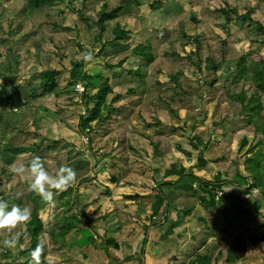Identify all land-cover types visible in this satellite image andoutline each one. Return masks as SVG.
I'll return each instance as SVG.
<instances>
[{"label":"rangeland","instance_id":"obj_1","mask_svg":"<svg viewBox=\"0 0 264 264\" xmlns=\"http://www.w3.org/2000/svg\"><path fill=\"white\" fill-rule=\"evenodd\" d=\"M24 1L0 0V54L15 53L20 56L19 59L12 56L8 57L10 65L16 66L18 64L17 71L8 66L7 68L4 67L0 74V103L7 100V94L2 89H12L15 83H19L23 89V94L19 97L23 99L32 88L36 94H39V97L33 102L39 105V112L42 114L43 120L48 122V143L44 146L51 151L52 160L51 164L48 165L41 158L46 169L50 174H55L61 165H67L76 171L77 178L84 176L79 178V181L92 180H85L84 186L81 183L77 185L76 180L71 186V200L64 199L68 195L62 198H60L62 195H58L51 205H45L40 197L29 192L28 182L17 176L12 166H18L20 163L27 164L33 157L39 156L33 142L36 138L31 133L23 136L12 132V129L28 124L29 114H26L25 119L15 118V113H18L19 109L14 104V108H11V103H9L6 108L1 107L0 109V199L7 202L9 208L12 205L27 206L31 215L34 211L33 201L36 203V213L42 222L38 233V242L46 247V254L42 255L41 261L45 260L47 264H95L98 261L93 259H64L66 255L51 250L52 246H55V237L60 242L63 241V238L70 237L69 230H61L64 224L61 216L72 215L80 201L87 204V210H96L98 206L100 210L109 208L108 200L115 197L112 196V190L106 183L110 182L107 178L108 175H113L118 182L132 184L146 182L156 186V181L162 177L171 182L180 179L181 175L189 173L191 164H193V174L206 180L209 184L215 183L216 179L214 181L212 172L216 171L217 168L211 172L208 170L214 159L213 151H204L203 162H197L198 151L208 148L207 145L213 143V140L202 128L197 135L191 138L194 145H189L186 139L190 127H185L180 121L171 118L166 109H160V114L151 113L147 110L150 103L138 106L127 105L122 99L112 102L114 94H111L105 98V101L108 105L112 102L111 105H114L117 110L111 112L107 123L92 128L90 132L92 140L88 147L86 145L87 138L80 133L78 126L79 114H83L85 110L82 103L87 100L88 95L81 93V86L77 87L78 93L76 92V94L68 91L62 92L57 97L48 95L42 89L40 72H60L61 74L56 76V83L64 86L69 62L81 60L77 59L83 53L78 48L77 42L84 44L86 48H92L93 38L95 39L98 33L102 32L108 35L109 29L115 24V21L121 23L126 21L127 14L122 11L116 15L115 20H105L102 23V29L97 23L99 14L105 10L110 11L105 8L106 2L109 5H117L122 0H102V2L100 0H73L71 5L73 15H69L68 12L60 14L57 11L66 0H60L57 6L43 5L29 14L23 13ZM155 1L130 0L132 7L129 17L135 23L131 24L132 22L128 20L127 27L133 29L134 33L118 47L117 62L127 56V63L140 66L143 54L151 59L148 67H146L147 76L151 83L141 86L140 95L144 96L146 90L154 85L159 91L158 94L161 93L163 96V99L158 101L160 106H165L167 102L174 99L176 103L173 104V107L183 110L182 103L178 101L183 97V92L179 91V94L174 96L176 83L173 76L180 70H184V74L178 82L184 80L185 85L191 86L183 89L187 98L184 97L180 101L185 99L189 101V104L193 103L197 106L199 101L204 98L200 104L203 105V102L208 100L207 93L213 99L214 93L217 90L220 91L223 105L236 116L240 126L239 128L238 126L232 127V132V125L228 131L225 127L226 140L228 143L234 142L238 145L240 139H246L251 143L250 159L255 158L256 153L260 151L262 164H264V148L256 152L252 151V144L262 145L264 143V87L257 75L264 73L261 67V64H264V31L259 29V26L264 28V0H174L175 5L172 6L168 0H164V3L170 6L167 10L169 15H180V18L190 25L201 41H204V38L209 39L208 42L211 43V46L208 55L212 58L210 64H217L225 70L218 84L212 83L214 78L211 74L197 77L200 83L197 84V80L195 83L193 74L189 72L192 77L185 71V65L190 66V64L184 59L183 61L172 60L171 64L164 60L161 56V53L164 52L162 47L166 41L164 35H166L167 30L169 39H178L176 35L178 18H173L175 23L169 28L161 25L163 17L155 13L164 15L166 13L150 10L149 5ZM227 4L237 8V15L232 16L231 21L226 20L222 12L214 11L215 8L225 7ZM153 7L156 6L153 4ZM79 12L88 17L90 31L85 29L83 21L77 20ZM194 19L198 22H194ZM75 22L77 30L68 29ZM141 31L145 32L149 38V46L147 47L137 46L136 37ZM140 36H142L141 33ZM221 37H227L223 44L218 41ZM174 49L180 54L183 53L179 43L174 46ZM202 49L200 54L205 56L206 47ZM186 51H193V46L186 47ZM105 64L106 62L103 61L93 67L100 69L105 67ZM104 70L108 73L114 71L107 67ZM97 74L103 75L104 72L102 70L97 71ZM163 88H167V90L164 91ZM101 91L107 93L108 89L102 88ZM13 92L11 91L10 94ZM115 93L119 94L117 88H115ZM16 95L14 94L13 98ZM254 95L255 97H253ZM34 96L32 93L31 98ZM96 102L97 100L94 99L90 104L93 105ZM185 105L191 113L195 112L194 106L190 107L188 103ZM41 106H46L50 111H58L49 114ZM8 111L12 113L10 119H8ZM181 113L187 117L184 110ZM77 137L82 141V144L79 145L78 155V149L75 147ZM55 149L58 152H53ZM185 149L192 151L196 158L187 159L184 155ZM226 151L232 157L236 156V152L231 153L229 148H226ZM226 162V166L221 169L229 177L234 178L237 169L229 164L230 161L226 160ZM101 166L107 170L97 171ZM1 167L6 169L5 172L10 173L9 179L4 178ZM79 170H85L87 173L81 175ZM119 183L122 185L121 182ZM88 184L93 189L91 190L92 197L86 203L87 199L84 196H87V193L81 192V188ZM110 184L113 183L110 182ZM181 185L186 186L179 193L191 194V189L194 187L201 195L206 196L212 192L210 188L196 185V182L191 178L183 179ZM188 185H190L189 188ZM249 199L252 201L259 200L260 195L257 193L249 194L244 198V202L249 201ZM250 213L252 221L248 222V225H258L264 222V207L258 212L251 211ZM52 214L59 215V219L55 220L53 228H48L47 224ZM199 217L205 219L207 216H200L198 213L191 214V218L195 220ZM98 227H100L99 224ZM34 228L30 227L29 231L33 232ZM246 229L247 227L241 232L247 231ZM24 230L25 225L16 229L19 234ZM76 234L74 231L73 236ZM257 235L259 234L256 233L251 241H247L245 238L240 242L236 241L235 253L244 254L246 257L242 264H264V245L258 240ZM5 238H7L6 234H0V254L3 253L2 241ZM175 243L176 241H173L174 245ZM28 247L29 240L24 238L22 241H18L15 248L7 249V252L13 259H16V264H32L31 255L23 252ZM123 249L127 255L131 256L130 261L139 257L143 259L140 249L135 252L130 245H126ZM164 256L165 251L156 255V258L161 259ZM0 263L7 264L6 262Z\"/></svg>","mask_w":264,"mask_h":264},{"label":"bare ground","instance_id":"obj_2","mask_svg":"<svg viewBox=\"0 0 264 264\" xmlns=\"http://www.w3.org/2000/svg\"><path fill=\"white\" fill-rule=\"evenodd\" d=\"M168 1L170 6L175 5L174 0ZM153 4L159 12L166 13V15L160 13L163 20H167L172 16L168 14L169 11L167 10H169L170 6L165 4L164 0H156ZM163 25L169 28L167 24ZM164 37L168 38L167 30ZM257 75L260 83H262L264 73ZM230 125H232L231 132L232 127H240L236 116L223 105L220 91L217 90L214 93L203 124V128L213 140L212 150L214 159L208 170L211 172V170L217 168L216 171L212 172L214 181L215 179L216 181L209 195L179 193L181 190V179L174 181L172 188L165 191L146 182L132 184L119 181L122 183L121 185L113 175H108L107 178L113 184H110L109 181L106 183L112 190V196L115 197L108 200L109 208L100 210L98 206L96 210H87V204H83L80 201L79 206L76 207L72 215L61 216L64 221L61 230H69L70 237L63 238L61 242L57 241V237H55V246H52L51 250L59 251V253L66 255L64 259H87L85 250L93 247L97 239H103L106 248H112L116 251L120 247L123 249L130 242H121L124 240L116 237L120 231L115 225L120 228L122 221H130L134 224L133 227L141 228L137 233V237L140 239L138 249H140L143 258H145L144 252L151 250V248L146 247L149 244L157 247L167 246V249L160 248V254L165 251V256L161 259H181V256L186 253L182 250L183 247L195 244L197 245V250L190 259H246L244 254L238 255L235 253V250L212 253L203 246L206 232L213 226L214 218L224 215L249 214L254 209L249 208L248 205L255 202H258L257 211L264 207L263 203L260 202L261 196L259 200L252 201L249 199V201L244 202V198L249 194L257 193L260 195L255 189H251L247 193L243 192L249 189V183L252 179V174L248 171V167L253 166L247 165V158L250 157L251 143L246 139H240L238 145L234 144V142L228 143L225 138L226 131L224 128L226 127L228 131ZM12 131L14 130L12 129ZM34 147L40 158H43L50 165L52 160L51 151L39 142H34ZM226 148H229L231 153L236 152V156L232 157L229 155ZM240 158L241 160H239ZM226 160L230 161L229 164L237 169L234 178L229 177L221 169L226 166ZM103 169L106 168L101 166L97 171L101 172ZM86 173H82L81 175H85ZM81 177L84 176L76 178L77 185L81 183L84 186L85 180H92L84 179L83 181H79ZM90 184L81 188V192L87 193V196H84L87 199L86 203L92 197L91 190L93 188L89 186ZM59 195H62L60 198L68 195L64 199L70 201L72 187ZM196 213H203L209 219L195 220L191 218V214ZM95 216L97 217L95 218ZM58 219L59 215L55 216L52 214L47 227L53 228L55 220ZM76 221L80 222L77 223ZM98 224L100 227H98ZM114 229L115 231H113ZM132 229L134 230V228ZM74 231L77 233L76 236H73ZM141 234L142 237H140ZM85 241L89 242L85 243ZM173 241H176L175 245ZM43 246V255H45L46 247L45 245ZM193 251L194 249L189 251V253ZM121 256L123 257L122 259L131 258V256L126 254L124 249ZM155 259L160 258L155 257Z\"/></svg>","mask_w":264,"mask_h":264},{"label":"trees","instance_id":"obj_3","mask_svg":"<svg viewBox=\"0 0 264 264\" xmlns=\"http://www.w3.org/2000/svg\"><path fill=\"white\" fill-rule=\"evenodd\" d=\"M41 0H30V3L28 4V8L32 9L34 6H37ZM72 0L69 1L68 9L72 13L71 5H72ZM132 7V3L130 0H122L119 4L117 5H109L108 2L105 4V8L109 9L103 11L101 14H99L97 18V23L99 25V28L102 29V23L105 20H115V19H110V18H115L116 15L120 12H125L127 14L126 21L124 23H121L119 21H115V24L110 27L108 35L103 34L102 32L97 34V37L94 39L93 38V45L92 48H86L84 44H81L77 42L78 48L82 51H88L91 52L94 61L90 62L88 66L85 65L83 60L81 59L78 62H69L68 66V71L65 77V85L60 86L56 83V75H60L61 73L58 71H42L40 72V82L45 89V91L48 92H53L55 96H59L62 92H68L72 91L73 94H76L75 87L77 84H81L84 89V95H88L87 100L82 103V106H84L85 110L83 114H79V130L80 133L85 135L87 138V143L86 145L89 147L91 144V131L92 128L96 125H101L104 123H107L110 118V114L112 111L115 109L117 110L114 105H111L112 102H114L116 99H113L112 102H110L108 105L107 102L105 101V98L108 95V91L110 90L109 87L111 88H116V86H119L120 83L125 85V90L126 92L123 94V96H127L125 98V101H128L130 97L137 96V94L133 90V84L137 82L139 84V92L141 89V86L145 85L144 79L142 76H147V68L149 63L151 62V59L147 58L144 54L141 57V65L140 66H135L132 64L127 63V56L121 58L118 62V47L123 44V42L126 39H129L130 37L126 36V32H130L131 34L134 33V30L127 27L128 26V20H130L133 24L135 23L130 17V10ZM227 8V10H226ZM215 12H222L225 15L226 20L231 21L232 16L237 15V8L232 7L231 5H225V7L221 8H215ZM29 11L24 12V14H29ZM77 20L78 21H83L85 23V29L89 30V19L87 16L82 15L81 12L77 14ZM194 22H198V20H193ZM68 29L70 30H77V24L76 22L73 23L71 27ZM259 29L264 31V28L259 26ZM90 31V30H89ZM92 33V30H91ZM140 33L142 36H140ZM93 34V33H92ZM178 40H173V39H167L165 41V45L163 46L162 49H164V52L161 53V56L164 58V60L168 63L171 64L172 60H182L187 61L190 66L185 65L186 72H191L193 74V77L190 73V75L193 77L194 82L199 84L200 82L198 81L197 77L201 76H208L211 74V76L214 78L213 84H218L221 78V75L223 73L224 68H221V66H217V64H210L212 62L211 56L208 55V50L211 46V43H209V39L204 38V41H201L200 38L195 34L194 30L190 27V25L187 24V22L181 18H178L177 20V33H176ZM93 37H95L93 35ZM98 38V41H97ZM137 46L138 47H147L149 46V38L147 34L143 31L139 32L137 35ZM227 37H221L218 39L220 44L225 43ZM179 43L180 46L182 47L183 53L180 54L178 53L175 49L174 46ZM193 46V51L187 52L186 47ZM206 47V55L202 56L200 54V51L203 50L202 48ZM85 48V49H84ZM14 53L12 54H0V74L4 70V63L5 61L8 60V57L13 56ZM105 61V67H101L100 69H96L93 66H97L98 64H101V62ZM117 66L120 67V73H117ZM88 67V68H87ZM109 68L110 70H114L112 73H108L104 70V68ZM262 69H264V64H261ZM103 71V75H98L97 71ZM189 70V71H188ZM228 70V69H226ZM229 71V70H228ZM90 72H92L90 74ZM184 70L178 71L174 76V82L175 87H174V96L179 94V91L183 92V96H187L186 92L183 91L185 88H189L191 86L185 85V81L183 80L182 82H178V80L183 76ZM123 77V81L119 82L117 79L120 77ZM159 84H161L159 82ZM262 86L264 87V77L262 78ZM64 87V88H63ZM102 88H107L108 91L107 93H103L101 91ZM3 92H6L5 89H2ZM33 90V89H30ZM97 90V93L92 95L91 94ZM164 91L167 90V88H163ZM159 92V91H157ZM78 93V92H77ZM144 96L146 98V101L149 102L152 106H148L150 110L160 114L159 110L161 109L158 101L163 99V96L161 93H159L155 99H153V91L151 88H148L146 92L144 93ZM138 97V96H137ZM255 97V95L253 96ZM94 99L97 100L96 103H93V105L90 104L91 101H94ZM156 100V101H155ZM180 103L181 101L178 100ZM176 103L174 99H172L170 102L166 103V107L170 109H176V107H173V104ZM128 105V103H126ZM195 108V106H194ZM165 110V109H163ZM167 110V109H166ZM176 113H178L184 120L185 122V127H189L191 118L193 116V113L191 111L187 110L184 108V112L187 113V117L183 116L181 112L183 110H178L176 109ZM157 122H159L158 119H156ZM43 130L41 129L40 133H42ZM193 137V136H192ZM191 137V138H192ZM264 138V134H263ZM77 139V145L75 147L78 149L77 150V155L79 152V145L82 144V141L80 140L79 137ZM84 143V141H83ZM194 145V141H193ZM264 143L262 145L260 144H252V151L256 152L257 150H260L261 148H264ZM184 155L187 159H193L196 158L193 154L192 151L185 149L184 150ZM78 157V156H77ZM79 158V157H78ZM201 163V154L198 153V161ZM196 164V163H195ZM247 165L248 166H253V167H248V171L252 174V179L251 182L249 183V189L244 190V193L249 192L251 189H255L260 193L261 196V203L264 205V164H262V153L258 151L256 153V157L253 159H250V157L247 158ZM193 164H191V169H189V173L183 174L180 176L181 182L185 178H191L193 179L194 182H196V185H200L202 187L210 188L213 190L215 183H208L206 180L198 177L197 175L193 174ZM1 171L4 172V178L9 179L10 173L5 172L6 170L1 169ZM78 172L80 173H86L85 170H79ZM156 186L161 188L162 190H166L168 188H172L173 182L168 181L164 177H162L160 180L156 181ZM186 185H181V189L185 188ZM190 186L188 185V188ZM193 193H198L196 191L195 187L194 189H191V194ZM199 194V193H198ZM33 212L31 215L30 221L25 225V230L19 235V240L22 241L24 238H27L29 240V247L25 249L23 252L31 254L38 242V233L40 232L41 229V220L38 218L36 209L37 205L33 201ZM249 208L254 209V212H258V202H255L254 204H249ZM244 219H250V215L247 213L242 214ZM199 220V219H198ZM79 223L80 221H76ZM74 226V225H73ZM30 227H35L33 232L29 231ZM255 228L257 230V235L258 240L262 242L264 245V222L255 225ZM89 242V241H85ZM7 252V249H3V253L0 254V262L2 260H12V256H10V253ZM205 262H202V259H191L188 261L187 264H209V261L207 259H203ZM29 261V260H28ZM27 261V263H28ZM1 264V263H0ZM42 264H47V261H42Z\"/></svg>","mask_w":264,"mask_h":264},{"label":"crops","instance_id":"obj_4","mask_svg":"<svg viewBox=\"0 0 264 264\" xmlns=\"http://www.w3.org/2000/svg\"><path fill=\"white\" fill-rule=\"evenodd\" d=\"M100 1L102 2V0ZM149 8L150 10H153L155 12H159L156 7H153V4L149 5ZM26 11H29L30 13L33 12L31 9L25 7V9L23 10V13ZM155 14L158 16H161L160 13H155ZM174 17L180 18V15L178 16L172 15L169 19L163 20L161 25L167 24L168 26H173L175 23V19H173ZM165 39L167 40L169 38H165ZM173 40H178V39H173ZM12 57H17L18 59L20 58V56L15 53ZM177 61H181V60H177ZM3 65L5 68H7L8 66H11V68L14 71H17L18 64L16 66L10 65L7 60L5 61ZM50 72H53V71H50ZM21 87L22 85H20L19 83H15L12 89H9V90L5 89L6 90L5 93L7 94V100L6 101L4 100L3 102L0 103V109L1 107L6 108V106L9 103H11L10 105L11 108L13 107V104H14L19 109V112L15 113V116H14L15 118L20 117V119H25L26 114H29L28 124L22 127H16L13 129L14 131L12 132L15 133L16 135L19 134L23 136L31 133L36 138V140H34L33 142H39L41 140V136H37L33 133L34 125L32 124V122L35 119H37L39 115H41V113L39 112L40 110L39 105L33 102L35 99L39 97V94H36L33 90H29L26 97L21 99L19 97V95L23 94L22 93L23 89ZM42 89L43 91H45L43 86H42ZM11 91H14V92L10 94ZM45 92L48 95L55 96L53 92H48V91H45ZM32 93L35 95L34 98H31ZM14 94H17V95L13 98ZM203 99L199 101V104L195 106L194 108L195 112L193 113V116L191 118V122L189 125L190 131L186 139L189 145H193L191 137L197 135L198 131L203 128L204 121L206 119V116L210 108L211 101H208V100L204 101L203 105H200ZM131 104L138 105L136 100H133L130 103H128V105H131ZM41 107L44 111L49 110L46 106H41ZM56 111L58 110H55L53 112H56ZM7 115H8V119L12 118L11 111H8ZM212 146H213V143H210L207 145L208 148H203L200 151H198V153L201 154V163L203 162L202 160L203 152L213 151ZM198 153H197V158H198ZM1 168L6 170L4 167H1ZM198 214H200V216H207L203 213H198ZM248 215L251 216V213H249ZM198 219L207 220L209 219V217L207 216L205 219H203L202 217L201 218L199 217ZM251 221H252V216L250 217V219L245 220L242 214L224 215V216L214 218L213 226H211L210 229L206 232V239L203 245L204 248L212 253H217L220 251L235 250L234 247H235L236 241L240 242L243 238H245L247 241L253 240V236L257 233V230L255 228V225L247 224L248 222H251ZM115 226L120 231V233L117 234L116 237L124 240L121 242H124V243L130 242L129 244H126V245H130L133 251L135 252L138 251V245H139L140 239L137 237V233L139 232V230H141V228L133 227L134 224H132L130 221H126V222L122 221L120 224V228L117 225ZM245 227H247L246 229L247 231L241 232ZM132 228H134V230ZM113 231H115V229ZM140 237H142V234L140 235ZM146 247L151 248V250H149L148 252H144L145 258L143 259L138 258L136 260L130 261L131 259H122L123 257L121 256V254L123 253V249L121 247L117 251L112 248H106V246L104 245V240L97 239L96 244L93 247L88 248L86 250V254H87V259H93V260L98 261L95 264H171V263L187 264L188 261L191 260L190 257L197 250V245L192 244V246L183 247L182 250L185 251L186 253L181 256V259H176V258L175 259H155L156 255H160V248L167 249V246L157 247V246L149 244ZM192 249H194V251L189 253V251H191ZM207 260L209 261V264H242V262L245 261V259H207ZM1 262H6L7 264H16V259H12L8 261L2 260ZM202 262L204 263L205 260L202 259Z\"/></svg>","mask_w":264,"mask_h":264},{"label":"clouds","instance_id":"obj_5","mask_svg":"<svg viewBox=\"0 0 264 264\" xmlns=\"http://www.w3.org/2000/svg\"><path fill=\"white\" fill-rule=\"evenodd\" d=\"M73 2V0H72ZM30 3V0H25L24 5L28 8V4ZM60 3V0H41V2L34 6L31 10L34 11L35 9L40 8L43 5L47 6H57ZM69 0H66L63 6L59 7L57 11L62 14L63 12H68L69 15H73L71 11L68 9ZM114 19V18H112ZM127 37H131L132 34L130 32H126ZM77 59H82L86 66L90 64V62L94 61V57L91 52L85 51L81 53ZM117 73H120V67L117 66ZM144 79L145 85L150 84V80L148 76H142ZM119 82L123 81V77L117 79ZM81 86L82 91L81 93H84L83 86L81 84H77L75 87V91L78 92L77 87ZM125 85L120 83L119 86H116L117 90L119 91V94L115 93L114 88H110L108 91V95L114 94L113 99H122L125 101V98L127 96H123V94L126 92ZM153 91V99L156 98L158 95V92L153 85L151 87ZM133 90L137 94V96L130 97L128 101H125L126 103H130L133 100L137 101L138 106H144L147 102L145 96H141L139 92V84L135 82L133 84ZM97 93V90H95L91 95H94ZM208 100L212 101V98L207 93ZM187 98V96H183L182 98ZM182 98L178 99L181 100ZM156 101V100H155ZM183 109L186 108L185 103H189L187 100L181 101ZM151 105V104H150ZM149 105V106H150ZM161 109H167V113L171 118H174L181 122L183 126H185V122L183 118L176 113V109H170L166 106H160ZM147 110L151 113H156L149 108ZM180 110V109H178ZM45 112L49 114H53V111L46 110ZM32 124L34 125L33 133L37 136H41V140L39 143L46 144L48 143L47 140V130H48V122L43 120L42 114L35 119ZM41 129L43 130L42 133H40ZM53 152H58V150H53ZM14 173L19 176L20 178L26 180L28 182V191L33 193L35 196L40 197L41 200L45 205H51L54 203L56 196H58L60 193L67 191L68 188H70L76 181L77 173L76 171L67 165H61L58 169V171L55 174H50L49 171L46 169L44 162L39 156L33 157L27 164L20 163L18 166L13 165L12 166ZM31 219V211L27 206L21 207L18 205H12L11 208H9L7 202L0 199V234H6L7 238H5L2 241V247L4 249H12L15 248L18 244L19 240V233L16 231V229L22 225H26ZM44 246L40 243L37 244L35 250L31 253V260L32 264H42L41 257L43 255Z\"/></svg>","mask_w":264,"mask_h":264},{"label":"flooded vegetation","instance_id":"obj_6","mask_svg":"<svg viewBox=\"0 0 264 264\" xmlns=\"http://www.w3.org/2000/svg\"><path fill=\"white\" fill-rule=\"evenodd\" d=\"M188 106L193 107V106H196V105L193 104V103H191V104L188 103Z\"/></svg>","mask_w":264,"mask_h":264}]
</instances>
